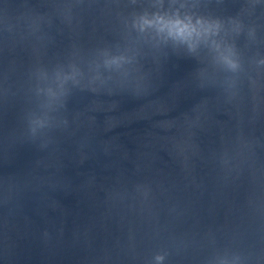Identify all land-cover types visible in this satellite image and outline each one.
Here are the masks:
<instances>
[{"label": "clouds", "instance_id": "9594fccd", "mask_svg": "<svg viewBox=\"0 0 264 264\" xmlns=\"http://www.w3.org/2000/svg\"><path fill=\"white\" fill-rule=\"evenodd\" d=\"M143 23L149 27H157L158 32L165 34L168 39L186 44L190 51L194 50L195 42L201 36V32L197 30L196 24H193L190 19L157 17L153 20L144 19ZM235 66L233 64V67ZM162 259L163 257H157V260Z\"/></svg>", "mask_w": 264, "mask_h": 264}]
</instances>
